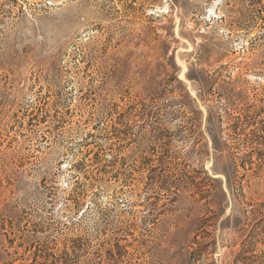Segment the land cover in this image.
<instances>
[{"label": "rangeland", "instance_id": "1", "mask_svg": "<svg viewBox=\"0 0 264 264\" xmlns=\"http://www.w3.org/2000/svg\"><path fill=\"white\" fill-rule=\"evenodd\" d=\"M0 264H264V0H0Z\"/></svg>", "mask_w": 264, "mask_h": 264}]
</instances>
